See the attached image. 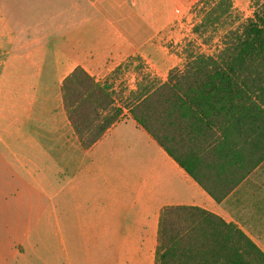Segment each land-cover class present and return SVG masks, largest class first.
<instances>
[{
  "label": "crops",
  "instance_id": "1",
  "mask_svg": "<svg viewBox=\"0 0 264 264\" xmlns=\"http://www.w3.org/2000/svg\"><path fill=\"white\" fill-rule=\"evenodd\" d=\"M199 1L0 0V264H154L167 207L212 214L264 254V138L237 107H194L196 124L166 141L182 167L125 112L82 149L63 107L77 67L103 84L130 63L127 94L144 74L181 73L186 57L163 46Z\"/></svg>",
  "mask_w": 264,
  "mask_h": 264
},
{
  "label": "trees",
  "instance_id": "2",
  "mask_svg": "<svg viewBox=\"0 0 264 264\" xmlns=\"http://www.w3.org/2000/svg\"><path fill=\"white\" fill-rule=\"evenodd\" d=\"M254 2L252 17L225 31L214 54L186 53L182 72L171 70L164 83L142 75L124 106L114 102L111 84L95 82L82 68H75L63 80L61 96L81 148L89 149L126 112L182 167L167 138L178 127L196 124L194 107L219 102L237 107L242 126L250 123L263 139L264 0ZM195 8L201 17L192 32L202 38L231 19L233 4L201 0ZM154 264H264V254L233 225L212 214L167 207L160 215Z\"/></svg>",
  "mask_w": 264,
  "mask_h": 264
},
{
  "label": "rangeland",
  "instance_id": "3",
  "mask_svg": "<svg viewBox=\"0 0 264 264\" xmlns=\"http://www.w3.org/2000/svg\"><path fill=\"white\" fill-rule=\"evenodd\" d=\"M255 0H232V3L235 8L232 10L231 19L227 20L223 25L217 28H211L208 32H206L202 38L193 34L192 29L193 26L199 22L201 17V13L197 8L191 9L186 15L182 16L174 26L173 38L166 42L163 46L168 53L173 54L179 64H181L186 57V53H205V54H214L219 46L221 37L228 29L236 28L240 23L245 21V19L252 17L253 12L256 9ZM129 64L124 65L120 71H118L115 75L106 78L103 84H111L113 87V99L114 102L119 106H124L126 103L127 92L130 88L134 86V73H138L136 68L132 66H128ZM137 67L141 72L145 73L144 65L142 63H137ZM103 81V80H102ZM126 113V112H125ZM9 179V176L4 175ZM41 181V175H34ZM34 188L32 189L33 197L36 196L37 185L33 183ZM8 187L5 189L7 191ZM21 190V189H17ZM17 205H13L11 207L12 212L15 213V208ZM35 208H37L35 206ZM19 210V207H17ZM49 224L46 227L43 238L46 241V245L48 250L52 256L57 255L58 243L56 237V226H55V218L53 216L50 217L47 221Z\"/></svg>",
  "mask_w": 264,
  "mask_h": 264
}]
</instances>
